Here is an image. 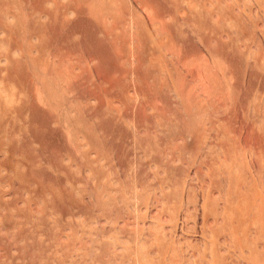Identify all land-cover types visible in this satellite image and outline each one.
Masks as SVG:
<instances>
[{"label": "rangeland", "instance_id": "obj_1", "mask_svg": "<svg viewBox=\"0 0 264 264\" xmlns=\"http://www.w3.org/2000/svg\"><path fill=\"white\" fill-rule=\"evenodd\" d=\"M0 264H264V0H0Z\"/></svg>", "mask_w": 264, "mask_h": 264}]
</instances>
